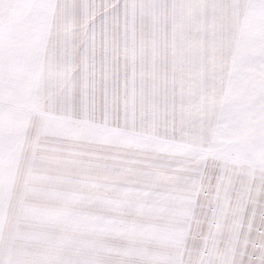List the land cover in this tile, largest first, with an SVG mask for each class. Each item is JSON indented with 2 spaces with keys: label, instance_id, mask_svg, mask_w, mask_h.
I'll return each mask as SVG.
<instances>
[{
  "label": "snow or ice",
  "instance_id": "snow-or-ice-1",
  "mask_svg": "<svg viewBox=\"0 0 264 264\" xmlns=\"http://www.w3.org/2000/svg\"><path fill=\"white\" fill-rule=\"evenodd\" d=\"M0 264H264V0H0Z\"/></svg>",
  "mask_w": 264,
  "mask_h": 264
}]
</instances>
